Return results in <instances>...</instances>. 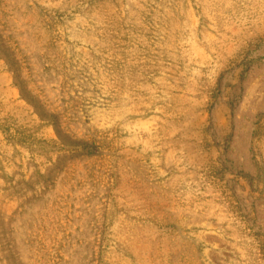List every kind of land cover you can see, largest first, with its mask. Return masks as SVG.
<instances>
[{"label":"rangeland","instance_id":"374dc122","mask_svg":"<svg viewBox=\"0 0 264 264\" xmlns=\"http://www.w3.org/2000/svg\"><path fill=\"white\" fill-rule=\"evenodd\" d=\"M0 264H264V0H0Z\"/></svg>","mask_w":264,"mask_h":264}]
</instances>
